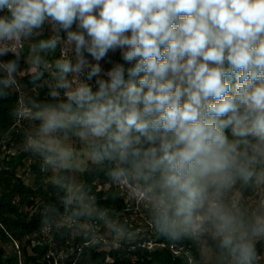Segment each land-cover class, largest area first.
I'll return each instance as SVG.
<instances>
[{"label":"clouds","instance_id":"obj_1","mask_svg":"<svg viewBox=\"0 0 264 264\" xmlns=\"http://www.w3.org/2000/svg\"><path fill=\"white\" fill-rule=\"evenodd\" d=\"M13 95L57 196L43 232L134 239L83 171L126 188L189 264H262L264 0H0V101Z\"/></svg>","mask_w":264,"mask_h":264},{"label":"trees","instance_id":"obj_2","mask_svg":"<svg viewBox=\"0 0 264 264\" xmlns=\"http://www.w3.org/2000/svg\"><path fill=\"white\" fill-rule=\"evenodd\" d=\"M59 53H56V58ZM119 59L120 55L118 56ZM122 61V60H121ZM27 83V78L22 80ZM44 93H41L43 98ZM16 102L13 95L8 99L0 101V237L2 239H13L23 241L28 236L27 245L23 248V255L26 264H51L46 258L50 248L49 242H44L40 234L42 213L46 206L55 204L57 196L53 191L52 184L47 183L38 189H33L25 185L20 176H17V169L23 165V161L30 155L27 151H19L15 155H4L3 147L9 152L10 142H5L7 135L12 132L16 119L10 115ZM37 173L36 182H41L44 172L41 169L39 159L31 165ZM84 181L90 186L91 193L97 202L113 211V217L117 218V213L126 208L125 199L120 195L116 185L110 184L103 176H89L84 172ZM109 185V188L105 187ZM35 194L41 197L42 204L40 211L34 215L24 214L21 210L22 205H31L35 201ZM19 197L17 202L15 197ZM115 196L113 199L112 197ZM123 222V221H121ZM124 223V222H123ZM73 228L64 226L59 229H52V235L57 246L66 247L67 240L76 247L91 240L92 237H85L82 233L78 236L73 235ZM160 242H164L168 247L155 251H148L138 246V241L124 240L122 245L111 251L99 250V243L91 242L83 248L78 264H189V257L195 256V249L185 246H176L180 255L175 253L171 243L159 237ZM31 247L32 255H28L27 247ZM0 264H19L17 259L5 258L4 249L0 246Z\"/></svg>","mask_w":264,"mask_h":264},{"label":"rangeland","instance_id":"obj_3","mask_svg":"<svg viewBox=\"0 0 264 264\" xmlns=\"http://www.w3.org/2000/svg\"><path fill=\"white\" fill-rule=\"evenodd\" d=\"M59 53V52H57ZM119 52L117 51L116 53H109L108 60H110L112 63H123L119 59ZM50 63H53L56 59V54L50 55L48 57ZM102 65L105 67V69L109 68L111 66L108 61L102 62ZM23 67V65H22ZM22 83H24L22 81ZM27 126L26 122H18L17 120L15 121V124L13 126V130L11 133L7 135L6 143L10 142L11 143V148L9 149V152L6 151L8 147L4 146L3 151L5 152L4 155L6 154H11L15 155L19 151H24L23 149V130ZM77 147L79 145L77 144ZM38 158H35L31 155L26 157L23 161V165L17 169V176H20L25 185L28 187H31L33 189H38L40 186H44L47 183H51V173L44 172L41 182L37 183L36 182V177L37 173L31 168V165L37 160ZM40 161V160H39ZM80 179L84 181V172L82 171L80 174ZM118 188V191L120 195L125 199L126 207L128 210H123L119 213H117V218L122 221V219L127 218L129 219V223L127 224L128 227L130 228L131 231L134 233V239L132 241H138V246L142 247L143 249H147L145 245L149 241H153L154 243H159V237L154 233L150 223H149V218H148V212L146 208L144 207L143 204L137 202L136 200L130 198L129 191L126 188H121L120 186H116ZM35 201L31 205H22L21 210L23 213L31 216L34 214L39 213L40 211V205L42 204L41 197H39L37 194H35ZM19 200V197H15L14 201L17 202ZM113 210H111V214H113ZM124 222V221H123ZM69 227V226H68ZM1 228V225H0ZM50 232H43L40 234L42 237V240L44 242H50L51 241V236L49 235ZM82 234V232H76L73 230V235L78 236ZM27 240L28 236L23 239V241H18V240H13V239H2L0 237V246L4 249L5 253V258H12V259H17L19 264H26L25 263V257L23 255V248L25 245H27ZM124 240H121L119 238L113 237L111 233H109L105 227L102 224H99L98 230H97V237L95 239L96 243H99L100 248L99 250L102 251H111L112 249H116L122 245ZM128 241V240H127ZM94 242V241H93ZM158 249H162L159 247L157 244L154 247L155 251ZM148 250V249H147ZM176 250V248H175ZM28 255H32L33 251L31 250V247H27ZM150 251V250H148ZM262 253H264V247L261 248ZM73 252L72 250H68L66 252L67 255H71ZM64 254L62 257H59V261L66 263L64 261H67L68 258L66 257L67 255ZM178 254L182 255L183 253L181 251H178ZM262 264H264V256H262ZM80 261V256L77 257V262Z\"/></svg>","mask_w":264,"mask_h":264},{"label":"built area","instance_id":"obj_4","mask_svg":"<svg viewBox=\"0 0 264 264\" xmlns=\"http://www.w3.org/2000/svg\"><path fill=\"white\" fill-rule=\"evenodd\" d=\"M120 187H121V188H124V187H122V186H120ZM105 188L108 189V188H109V185H107ZM124 210H128V208L126 207ZM122 221H124V223H126V224L129 223V219H127V218L122 219ZM98 227H99V223L97 224V229H96V231L98 230ZM49 235H50L52 238H51V241L49 242V243H50V248H49V250H48V252H47V254H46V258L50 260V263H51V264H76V262H77V257H79V256L81 255V253H82V251H83V248H84L85 246H87L89 243L95 241V239H96V238H95V239L91 238L90 241L85 242V243H83V244H77L76 247L73 245V243L70 242V240H67V241H66V244H67L68 246H66V247H60V248H59V247L57 246V243L54 241V236L52 235V230L50 231V234H49ZM156 244H157L159 247H161V248L168 247L164 242L154 243L153 241H149V242L145 245V247H146L148 250L151 251V250H154V247H155ZM170 248L173 249V251H174L175 253H178V251L175 250V248H174L173 246H171ZM69 249L72 250V252H73L71 255H67V254H66V252H67ZM64 254H66V255H67L66 257L68 258L67 261H64V262H66V263H63V262L59 261V257H62Z\"/></svg>","mask_w":264,"mask_h":264}]
</instances>
